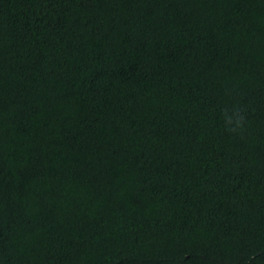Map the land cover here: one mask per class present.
<instances>
[{
	"label": "trees",
	"instance_id": "obj_1",
	"mask_svg": "<svg viewBox=\"0 0 264 264\" xmlns=\"http://www.w3.org/2000/svg\"><path fill=\"white\" fill-rule=\"evenodd\" d=\"M0 264H264V0H0Z\"/></svg>",
	"mask_w": 264,
	"mask_h": 264
},
{
	"label": "clouds",
	"instance_id": "obj_2",
	"mask_svg": "<svg viewBox=\"0 0 264 264\" xmlns=\"http://www.w3.org/2000/svg\"><path fill=\"white\" fill-rule=\"evenodd\" d=\"M247 117L244 109L234 105L231 113L225 110V128L231 134H243L246 127Z\"/></svg>",
	"mask_w": 264,
	"mask_h": 264
}]
</instances>
